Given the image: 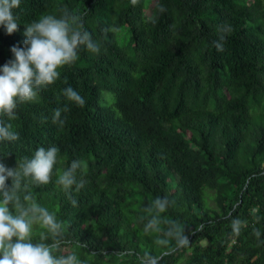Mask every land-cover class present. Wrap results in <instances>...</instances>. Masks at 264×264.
<instances>
[{
  "label": "trees",
  "instance_id": "obj_1",
  "mask_svg": "<svg viewBox=\"0 0 264 264\" xmlns=\"http://www.w3.org/2000/svg\"><path fill=\"white\" fill-rule=\"evenodd\" d=\"M13 11L18 28H0V65L11 46L23 47L26 24L44 15L66 17L99 48L80 46L53 83L18 103L14 119L0 115L18 133L0 142L7 167L20 170L40 146L59 150L49 183L29 178L19 191L62 222L54 255L75 252L90 264H138L145 252L159 264H264L263 0H22ZM69 86L83 107L65 97ZM65 106L63 125L53 123ZM74 160L84 164L76 171L84 185L66 193L57 179ZM157 197L169 201L162 213ZM153 215L161 231L145 233ZM173 223L186 243L165 236ZM46 235L33 225V242L52 243Z\"/></svg>",
  "mask_w": 264,
  "mask_h": 264
},
{
  "label": "clouds",
  "instance_id": "obj_2",
  "mask_svg": "<svg viewBox=\"0 0 264 264\" xmlns=\"http://www.w3.org/2000/svg\"><path fill=\"white\" fill-rule=\"evenodd\" d=\"M21 2L0 0V28L7 34H12L18 28L13 10L19 8ZM23 35V47L11 46L12 58L0 65V115L9 119L15 118L18 103L33 100L41 87L53 83L59 77V67L77 59L80 46H86L92 52L99 51L90 33L82 28H73L66 17L41 16L26 24ZM216 48L222 51L223 45L216 42ZM63 91L69 101L80 107L85 105V99L71 86ZM62 111L67 112V106L54 110L53 123L63 125ZM17 139L18 133L12 130L11 125L0 120V142ZM58 151L56 146L37 147L20 170L0 162V264H90L88 260L78 258L75 252L54 255V249L59 248L63 236L62 222L56 218L55 213L37 203L33 195L26 193L22 198L19 195L26 179L30 178L37 185L49 183ZM83 167L82 161L74 160L58 176L57 183L63 191L68 193L73 185L76 190L83 187L84 181L76 179L77 169ZM9 179L11 184L7 183ZM72 203L76 202L73 200ZM168 204L167 198L160 197L153 202L157 213L164 212ZM34 224L47 230V235L41 237L42 241L50 237L53 242H33ZM159 224V216L153 215L144 225V232L161 231ZM239 226L240 221L233 222V230L237 233ZM165 236L175 238L178 244L187 242V237L181 234L174 223ZM155 243L166 245L168 241L157 238ZM159 261V256L145 252L139 257L138 264H159Z\"/></svg>",
  "mask_w": 264,
  "mask_h": 264
},
{
  "label": "rangeland",
  "instance_id": "obj_3",
  "mask_svg": "<svg viewBox=\"0 0 264 264\" xmlns=\"http://www.w3.org/2000/svg\"><path fill=\"white\" fill-rule=\"evenodd\" d=\"M263 2H264V0H263ZM150 6H152V5H150ZM150 12H151V8L149 7V8L145 11V13H146V15H149ZM103 95H104V96H107V95L112 96V94H111L110 92H104ZM111 101H112V98H111ZM111 103H112V102H111ZM208 204H210L212 207H214V202H213L212 200H208Z\"/></svg>",
  "mask_w": 264,
  "mask_h": 264
}]
</instances>
